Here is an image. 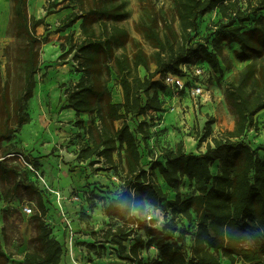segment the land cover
Here are the masks:
<instances>
[{
  "label": "trees",
  "instance_id": "trees-1",
  "mask_svg": "<svg viewBox=\"0 0 264 264\" xmlns=\"http://www.w3.org/2000/svg\"><path fill=\"white\" fill-rule=\"evenodd\" d=\"M71 1L79 10L62 18L59 31L79 23L82 39L75 38V30L66 35L69 46L61 44L63 53L59 59L73 55L76 73L80 74L78 81L65 89L64 106L76 112V125L88 136L77 159L85 162L97 158V162L104 161L110 169L122 164L125 172L121 192L104 205L106 215L125 224L109 228L104 234L105 242L117 245L119 257L136 264H143L142 251L151 247L160 251V257L152 264H222V256L229 259L230 264H264V157L258 156L247 136L251 129L259 128L257 116L264 110V23L253 28L247 25L252 14L257 16L264 10V0H259V6L251 13L242 9L239 0H173L179 28L172 20H162L156 12L143 15L137 24V29L155 48L153 54H149L142 42L133 39L128 29L119 24L130 15L124 0ZM28 3L29 0H12V28L23 42L24 83L13 108H10L5 92L0 95L3 116L0 148L3 142H9L0 156V182L13 185L11 192L4 193L5 200L24 190L37 205L38 233L31 240L34 249L25 254L24 264H61L64 247L44 219L48 208L42 190L33 181H18L19 167L8 162L10 155L29 159L25 157V149L12 140L25 124L32 121L27 107L34 96L36 75L41 71V45L49 42L51 35L44 18L29 14ZM58 5L54 3L53 7ZM215 9L220 10L225 21L221 23L211 50L194 43L193 33L200 28L201 16ZM43 24L47 25L46 35L37 32ZM224 41L236 42L240 46L236 51L237 58L250 61L226 91L227 102L235 116L234 128L213 137L206 150L198 153L187 151L183 140L175 147L164 146L161 148L164 162L153 160L150 169H146L142 164L141 145L146 148L154 135L151 119L157 117L155 127H161L163 132L167 129L158 122V117L166 110L162 92L170 90L164 77L168 73L182 74L183 66L193 64L196 56L206 60L202 59L201 64L208 68V75L213 67L222 72L220 56ZM130 43L134 48L132 53L128 52ZM153 64L155 69H152ZM140 67L147 71L145 76H141ZM113 74L115 84L122 89L123 102L113 100L110 86ZM82 114L89 116L88 125ZM132 117L140 118L135 129L130 123ZM120 120L123 123L118 127L116 122ZM216 122L214 116L209 117L200 144L211 137ZM213 164L218 165L216 173ZM35 166H39L37 160ZM156 170L176 191L175 199H170L169 193L164 191ZM184 180L194 187V194L186 199L180 195ZM164 203L171 208L173 218L167 220L161 230L149 229L148 240L137 236L128 248L126 242L134 230L133 225L140 228L146 221V218L135 217L134 212L146 215L149 206ZM177 215H183L187 220L194 215L198 218L196 232L192 234L193 243L188 249L186 237L191 234L186 231L176 234L180 230L175 220ZM129 222H132L130 228ZM84 243L95 252L99 249L93 243ZM6 261L7 254L0 244V264H6Z\"/></svg>",
  "mask_w": 264,
  "mask_h": 264
},
{
  "label": "rangeland",
  "instance_id": "rangeland-1",
  "mask_svg": "<svg viewBox=\"0 0 264 264\" xmlns=\"http://www.w3.org/2000/svg\"><path fill=\"white\" fill-rule=\"evenodd\" d=\"M129 10V17L120 25L126 27L133 39L142 42L145 50L153 54L155 48L146 40L143 33L137 29V24L143 15L156 12L162 20H172L179 28V21L176 20L173 11V0H124ZM259 0H239L240 6L246 13H251L259 6ZM62 2V3H61ZM54 3H59L58 7H53ZM64 6L67 8L61 9ZM50 14L48 13V11ZM79 10L74 1L68 0H29V14L37 18H44L49 25L51 35L50 41L41 45V71L36 75L37 85L34 96L28 104V111L32 116V121L25 124L16 133L12 142L25 149V159L23 156H8V162L17 165L21 172L18 181H33L42 190L48 214L44 217L48 226L52 229L53 235L62 243L64 247V260H75L81 264H136L125 262L118 255V246L105 242L104 234L109 228H116L119 224H125L116 218L105 214L104 205L116 198L122 190L125 172L123 165L118 168H108L104 161L93 160L81 162L77 159V154L81 145L87 141L85 131L76 125L77 116H71L64 108L66 105L65 89L75 83L80 74L76 73V63L73 55L64 59H59L63 53L61 44L65 43L72 30L76 31L75 38L81 40L79 23L65 31L61 28V18L72 11ZM54 12V13H52ZM222 16L219 9H215L200 19V28L193 33L194 43L207 46L213 50V40L218 31L221 30ZM264 23V10L259 15H251V21L247 27L253 28L258 23ZM13 13L12 0H0V95L5 92L10 108H13L14 100L21 92L24 83V71L22 68V40L15 36L12 28ZM46 24L37 28L40 35H46ZM163 28V23H161ZM223 54L220 56L222 72L214 69L206 75L209 93L206 97L197 100L187 96L185 93L176 94L174 97L171 91L162 92L165 104V112L158 117V122L167 126L164 131L161 127H155L156 119H151L153 125V137L149 140L147 147L141 145L143 160L142 164L146 169H150L153 160L164 162L161 156V148L170 146L177 139L183 140L187 151L198 153L204 151L198 145L197 135L201 133V125L206 126L210 116H214L217 122L213 125L215 134L227 124L235 126V116L230 110L227 102L226 91L231 83L238 78L240 72L250 62L239 60L236 51L240 46L236 42L222 43ZM133 45H128V52L132 53ZM205 60L201 56L193 59V66L201 64ZM206 61V60H205ZM156 65H152L155 69ZM141 76H145L147 71L140 67ZM116 76L110 84L113 97L119 90L115 89ZM39 86L41 88H39ZM117 86V85H116ZM114 99V98H113ZM85 116V117H83ZM85 120V125L89 124V116L81 115ZM3 118L0 111V121ZM5 118V116H4ZM140 118L132 117L131 126L136 128ZM258 129H251L247 136L249 143L256 150L258 156L264 157V110L258 116ZM222 122V123H221ZM34 123L36 127L29 125ZM123 120L116 122L120 127ZM224 124V125H223ZM233 126V128H234ZM26 127H29L27 129ZM37 128L38 135L34 136V129ZM232 128V129H233ZM26 130L32 132L26 136ZM163 132L162 135L159 134ZM223 131H221L222 133ZM197 134V135H196ZM220 135V134H219ZM162 136V137H161ZM9 142H3L2 149ZM36 160L39 166H35ZM213 172L218 171V165L213 164ZM157 178L164 191L169 193L170 199H175L177 193L170 189L163 176L156 170ZM12 184L3 185L0 182V244L7 254L6 264H24L25 254L34 249L32 238L37 235L36 216L38 212L35 199L24 190L15 192V196L10 200L4 199V193L11 192ZM194 194V187L188 180H184L180 187L182 199L191 197ZM17 196V197H16ZM26 206L33 208V213L24 212ZM135 217L140 216L146 221L138 227H134L131 236L126 242L128 248L135 243V238L139 235L146 240L147 231L161 230L167 220L173 218L172 210L166 203L162 206H149L146 215H139L134 212ZM146 216V217H145ZM151 216L150 220H147ZM180 231L191 234L186 237L187 249L193 243L192 234L196 232L198 218L194 215L191 220H187L183 215L175 217ZM134 222V221H133ZM130 223L128 227L130 228ZM84 242L93 243L98 247V251H93ZM103 244V245H102ZM101 246H104L103 249ZM62 256V257H63ZM160 257V251L156 247H151L147 251H142L143 264H152ZM222 264H230L231 261L221 257ZM237 264H241L238 262Z\"/></svg>",
  "mask_w": 264,
  "mask_h": 264
},
{
  "label": "built area",
  "instance_id": "built-area-1",
  "mask_svg": "<svg viewBox=\"0 0 264 264\" xmlns=\"http://www.w3.org/2000/svg\"><path fill=\"white\" fill-rule=\"evenodd\" d=\"M206 75H208V68L204 64L195 66L193 64H185L182 74L168 73L164 79L174 97H177L176 94L185 93L187 96L197 100L198 98L206 97L209 93ZM24 212L31 214L33 213V208L26 206ZM150 219L151 216H148V220ZM137 226L133 225V227Z\"/></svg>",
  "mask_w": 264,
  "mask_h": 264
},
{
  "label": "crops",
  "instance_id": "crops-1",
  "mask_svg": "<svg viewBox=\"0 0 264 264\" xmlns=\"http://www.w3.org/2000/svg\"><path fill=\"white\" fill-rule=\"evenodd\" d=\"M66 15V14H65ZM64 15V16H65ZM63 16V17H64ZM62 17V18H63ZM61 18V19H62ZM49 24V23H48ZM50 25V24H49ZM78 79L79 78H77V80H75V82H77L78 81ZM117 87H119V90L117 91V93L114 95V102H123V94H122V89H121V87L120 86H116L115 85V89L117 88ZM66 112H68V113H70L69 115H71V116H77L76 115V112L73 110V109H67L66 110ZM82 115H87V114H82ZM88 116V115H87ZM83 117H85V116H83ZM219 123H220V121L218 122L217 121V124H218V129H219ZM222 123V122H221ZM224 125V124H223ZM30 127H36L35 125H34V123H32V124H30L29 125ZM233 126H234V124L233 125H230V124H227V126H225L226 128H230V129H232L233 128ZM221 130L218 132V133H216L215 134V129H213V133H212V135H211V137H209L207 140H205V141H203L201 144L199 143V141H200V139L202 138V136H203V134H204V124H202L201 125V133H200V135L198 136L197 134V142H198V145L200 146V148L202 149H204V150H206V146H207V144L208 143H212V138L213 137H217V136H219V134H221V131H224V129L223 128H220ZM34 133H35V135L34 136H36V135H38V130H37V128H35L34 129ZM169 133V131H165V134H163L164 136H166L167 134ZM161 135H162V133H160ZM162 137V136H161ZM179 140L180 139H177V140H175V141H173L172 143H171V145L170 146H173V147H175L176 146V144H177V142H179ZM218 163V165L220 164V162H217ZM169 187V186H168ZM171 189V188H170ZM77 260V259H76ZM75 260V262L76 263H74V262H72V261H70V260H68V258H67V260H64V256L62 257V262H61V264H81V263H79L78 261H76ZM84 264H86V263H84Z\"/></svg>",
  "mask_w": 264,
  "mask_h": 264
},
{
  "label": "bare ground",
  "instance_id": "bare-ground-1",
  "mask_svg": "<svg viewBox=\"0 0 264 264\" xmlns=\"http://www.w3.org/2000/svg\"><path fill=\"white\" fill-rule=\"evenodd\" d=\"M39 88H41V87L39 86ZM26 128L29 129V127H26ZM31 133L32 132H29L28 130H26V136H29Z\"/></svg>",
  "mask_w": 264,
  "mask_h": 264
}]
</instances>
